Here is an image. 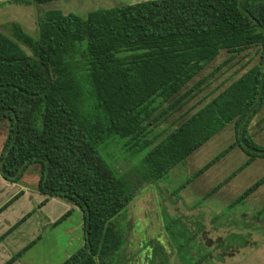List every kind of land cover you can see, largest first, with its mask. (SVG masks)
I'll return each mask as SVG.
<instances>
[{"label":"trees","instance_id":"16d2710c","mask_svg":"<svg viewBox=\"0 0 264 264\" xmlns=\"http://www.w3.org/2000/svg\"><path fill=\"white\" fill-rule=\"evenodd\" d=\"M9 31L0 28V122L9 123L0 175L17 182L37 164V190L46 196L41 204L55 197L80 209L83 245L61 264H127L120 255L124 232L114 219L140 188L165 178L228 124L234 142L192 178L235 147L246 160L232 175L264 160V144L248 132L264 105V0H145L85 17L54 9L39 16L36 35L14 22ZM253 46L260 48L258 64L160 138L158 125L199 91L201 82L186 87L221 51L238 54ZM122 140L133 155L146 151L127 174L100 153ZM262 184L264 176L230 206ZM202 230L191 232L179 219L166 224L187 264L209 258L193 243ZM244 240L238 234L226 238L231 246ZM190 251L199 259L186 258Z\"/></svg>","mask_w":264,"mask_h":264},{"label":"rangeland","instance_id":"374dc122","mask_svg":"<svg viewBox=\"0 0 264 264\" xmlns=\"http://www.w3.org/2000/svg\"><path fill=\"white\" fill-rule=\"evenodd\" d=\"M126 2L56 0L30 6L4 2L0 4V28L9 33V25L14 22L21 25L28 34L36 35L37 20L46 11L55 9L64 14L85 17L91 11ZM259 61L260 48L256 46L238 54L221 51L186 87L189 89L201 82L199 91L192 92L190 98L164 119L155 132L162 138ZM165 107L166 105L159 111ZM8 125L7 120L0 122V151L8 133ZM248 132L255 142L264 144V105L253 117ZM234 140L233 126L228 124L183 163L175 166L165 178L140 188L126 209L114 219L116 226L124 232L125 241L120 255L127 260V264H187L166 232V224L174 219H179L191 232L196 231L200 225L203 226L193 243L198 246L201 256L202 253H209L205 264H264V184L241 204L230 206L249 186L264 176V160L255 159L232 175L246 160L241 149L235 147L212 167L192 178L196 171ZM122 144L123 140L113 142L100 153L119 174H127L146 151L133 155ZM27 170L24 178L35 184L39 166L29 165ZM225 180L227 181L223 183ZM219 184L221 186L214 190ZM79 224V213L70 209L58 225L43 228L37 246L29 254L37 259V264H61L68 255L82 247V240H78ZM66 227L72 228L70 232L65 231ZM231 234L242 236L245 239L244 245H228L226 238ZM157 244L166 247V250L155 252L153 247ZM220 246H224L225 250ZM200 254L190 251L185 257L199 259ZM149 255L153 262L148 259Z\"/></svg>","mask_w":264,"mask_h":264},{"label":"crops","instance_id":"0c3cea01","mask_svg":"<svg viewBox=\"0 0 264 264\" xmlns=\"http://www.w3.org/2000/svg\"><path fill=\"white\" fill-rule=\"evenodd\" d=\"M123 1H127L125 4L140 2ZM4 2L16 4L12 0H0V4ZM27 169L17 182L6 181L0 175V264H37V259L29 252L37 246L43 228L58 225L61 216L70 209L80 215L78 240H82L81 245L84 242L80 209L55 197L41 204L46 196L37 190V182L32 185L24 178ZM64 229L68 233L72 228Z\"/></svg>","mask_w":264,"mask_h":264}]
</instances>
